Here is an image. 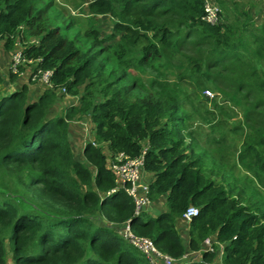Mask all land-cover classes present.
<instances>
[{"label":"trees","instance_id":"1","mask_svg":"<svg viewBox=\"0 0 264 264\" xmlns=\"http://www.w3.org/2000/svg\"><path fill=\"white\" fill-rule=\"evenodd\" d=\"M34 1L0 0L2 47L9 54L21 42L26 57L51 69V86L35 100L27 99L24 83L0 93V176L12 179L29 203L41 204L43 210L0 190V264H155L120 233L124 222L133 234L173 257L171 264H264V209L252 210L251 204L230 195L229 172L236 164L223 171L224 182L216 181L211 175L216 164L205 171L204 151L195 153L198 142H185L191 133L178 131L185 115L177 113L174 86L153 77L154 94L145 101L128 99L134 84L126 76L163 58L170 66L176 50L195 37L206 45L208 62L202 69L194 60L190 71L209 76L206 68L214 59L231 55L230 62L243 60L245 72L235 85L243 96L237 92L233 99L250 103L246 113L264 110V19L257 27L252 13L247 22L238 16L232 22L221 8L218 21L209 23L201 18L202 0H89V11L113 19L105 34L92 27L83 30L93 44L115 40L96 51L75 46L63 34L70 22L46 16L51 2L34 7ZM27 35L36 42H28ZM106 51L113 56L111 68L99 58ZM14 77L8 71V78ZM60 88L76 100L47 116L49 106L62 96ZM73 117L87 124L82 160L69 140ZM245 138L237 158L247 157L244 167L264 182V127ZM118 152L141 154L148 201L158 204L161 197L164 209L134 212L132 197L109 166ZM189 205L196 212L188 219V246L196 250L204 237L213 236L222 243L218 263L215 243L197 258L182 257L186 250L176 220Z\"/></svg>","mask_w":264,"mask_h":264},{"label":"rangeland","instance_id":"2","mask_svg":"<svg viewBox=\"0 0 264 264\" xmlns=\"http://www.w3.org/2000/svg\"><path fill=\"white\" fill-rule=\"evenodd\" d=\"M87 1L89 0H35L34 7L44 5L45 2H51V6L47 11L45 10L46 16L50 17L52 16L50 14H56L58 15L57 22H70V28L66 29L63 34L68 39L73 38V44L81 49L92 47V50L98 51L99 48L105 46V43H113L115 40L111 39L93 44L90 37L83 36V30L91 27L95 28L99 34L108 32L107 25L100 20L104 17V14L89 11ZM258 2L260 0H221L217 5L220 6L219 10L222 8L223 11L221 10V12H224L232 22H235L234 19L237 16L240 22H247L248 15L252 13V7ZM261 14H264V9ZM246 26H248V23ZM243 32L246 35L247 29L245 28ZM26 39L31 42L36 37L27 35ZM129 51L132 52L134 50ZM205 51L206 45L196 43L195 37H191L187 44L183 47L180 46V50H176L177 54L170 60V66L167 65V59L163 58L155 63L156 65L154 66L142 67L140 70L137 68L133 69L136 73L126 74L127 79L133 81L134 84L129 90L128 99L145 101L148 96L154 94V86H150L149 83L151 79L153 80V77L156 79L163 78L168 86H174L173 93L177 102V113L185 115V119L178 123V131L183 136H187V132L191 133V135L185 137V142L191 139L198 142L199 147L195 153L200 154V152L204 151L205 156L201 159L204 170L208 171L210 164H216L212 168L211 175H215L214 179L216 181L224 182L222 179L223 171L229 169L228 166L231 163L236 164L233 165L235 168L229 172L228 182L231 184L232 189L230 195L243 204H251L252 210H263L264 207L261 204L264 201V182L256 178L251 169L244 167L243 161L248 158H237V153L242 148V142H246V133H252L264 127V110L259 109L260 111H256V109L246 113L250 103H246L247 100L236 101L233 99V95L237 92L240 97L243 96V91H237L235 88L238 75L245 72L243 60L239 59L230 62L231 55H226L223 59H218V61L214 59L216 63L206 68L209 76H196L195 73L191 72V62L194 60H197V63L204 69V63L208 62L205 60L207 57ZM134 52L136 53L137 50ZM244 56L243 54L242 58ZM99 58L102 59L104 67L111 68L112 65L115 66V63L111 65L113 56L107 51L101 52ZM245 59L247 60L248 56ZM29 65L26 64V66ZM224 65L229 66V68L221 70ZM260 71H264V69L261 67ZM81 87L82 85H79L78 89L80 90ZM204 90H209L211 97L203 96ZM57 92L62 94V104L69 101L70 96H68V93L63 95L60 89ZM81 103L79 101L78 105L80 106ZM59 111L61 112L60 109ZM74 117L69 121L70 123H75ZM85 122L83 121V123ZM212 138H215V140ZM71 145L72 149L76 151V156H82V142H79L76 146L74 145L75 147H73V144ZM226 162L227 166L224 164ZM138 171L140 174L139 180L142 182L141 185L143 184V187L139 186L137 193H142L144 202L146 196L144 195L146 173L144 174L142 167ZM0 190L21 198L23 203L26 202L25 205L43 210L41 204L29 203L30 199L27 198V195L22 194L21 189L15 186L12 179L6 176H0ZM143 205L141 204L139 208L142 209ZM130 232L133 234L131 230ZM124 238L128 239L125 236ZM128 241L130 242L129 239ZM214 249L216 257L220 251V245L216 243Z\"/></svg>","mask_w":264,"mask_h":264},{"label":"built area","instance_id":"3","mask_svg":"<svg viewBox=\"0 0 264 264\" xmlns=\"http://www.w3.org/2000/svg\"><path fill=\"white\" fill-rule=\"evenodd\" d=\"M203 1V13L201 18L209 23L217 22L219 19V7L212 0H202ZM31 41V40H29ZM33 42V41H31ZM34 42H36L34 40ZM21 42L16 41L14 46L9 49L8 54V70L13 73L16 78H24L25 80L35 81L45 85L46 87L51 86L50 82V68H42L37 65L38 58H28L24 55L22 51ZM26 64H30L26 66ZM61 92L65 94L64 88H60ZM203 96L211 97V93L209 90L203 91ZM76 100V96H70L69 101L64 102V105L72 104ZM85 122V121H84ZM86 122L83 123V128L86 131L87 126ZM142 156H130L124 154L122 152H118L115 156L114 160H112L109 164L111 170L114 172L116 176V180L119 181L120 185L125 189L127 194L132 197L133 200V210L134 212L140 211V205L145 204L148 201L146 192L147 185H144V202L142 193H137V188L139 186L143 187L142 182H140L139 177V169L141 168ZM196 212V208L192 205L186 207V209L182 213V218L188 220L192 214ZM121 225L119 231L120 233L127 237L130 242L134 246H136L142 255L149 261L155 262L159 261L163 264H171L173 261V257L170 255L161 252L156 246L145 236L131 234L127 222ZM219 244L220 250L222 251V243L217 241H213L209 236H206L202 239L201 247L196 250H191L190 253H184L182 255L183 258L189 257H199L201 251H212L213 244Z\"/></svg>","mask_w":264,"mask_h":264},{"label":"crops","instance_id":"4","mask_svg":"<svg viewBox=\"0 0 264 264\" xmlns=\"http://www.w3.org/2000/svg\"><path fill=\"white\" fill-rule=\"evenodd\" d=\"M264 9V0H260V2H258L257 4L254 5V7L252 8V21L251 23L257 27V25L262 21V19H264V14H261V11ZM102 22H104L107 25V29L108 27L111 25L112 23V17L109 16L108 14H104V17L100 19ZM100 21V22H101ZM107 31V30H106ZM1 41L0 40V93L2 94H7L17 88H19V86L21 84H26V96L28 100H35L37 98V96L47 87L41 83L38 82H31L29 80H25L24 78H8V52L6 51V49H4L1 45ZM62 96H60L59 98H57V100H54L53 103L49 106V110L47 112V116H52L54 114H59L62 112V109L64 108V103L62 104ZM58 102H60L58 104ZM61 107V108H60ZM59 109L61 110V112L59 111ZM75 123L72 124L70 126V136H69V140L71 141V144H73V147H75L76 145H78L79 142L84 141L85 138V132H84V128H83V121H85L83 118L80 120H74ZM82 133V134H81ZM75 145V146H74ZM74 151V150H73ZM74 153L76 154V151H74ZM78 158H80L81 160L83 159L82 156L77 155ZM145 174V172H144ZM146 178L144 181L147 182V175L145 174ZM143 178V177H142ZM141 178V179H142ZM143 180V179H142ZM141 180V181H142ZM162 198L160 197L159 200L160 202L158 204H156V200L154 201H147L142 209L146 210L148 213H154L157 210L160 209H164L165 205L161 200ZM176 229L177 232L181 238L182 236V242L185 246V252L186 253H190L191 250L188 246V221L183 219L182 217L176 220ZM211 239L214 238L213 236L210 237ZM213 241H216L215 239H213ZM216 255V252H215ZM197 258V257H196ZM221 258V250L219 251L218 255L215 257V262L218 263L220 261ZM155 264H163L162 262L159 261H155Z\"/></svg>","mask_w":264,"mask_h":264},{"label":"clouds","instance_id":"5","mask_svg":"<svg viewBox=\"0 0 264 264\" xmlns=\"http://www.w3.org/2000/svg\"><path fill=\"white\" fill-rule=\"evenodd\" d=\"M64 95V94H63ZM87 131H85V133H86ZM188 221V220H187Z\"/></svg>","mask_w":264,"mask_h":264}]
</instances>
